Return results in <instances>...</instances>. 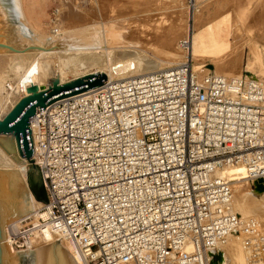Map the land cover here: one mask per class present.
<instances>
[{
	"label": "built area",
	"instance_id": "built-area-1",
	"mask_svg": "<svg viewBox=\"0 0 264 264\" xmlns=\"http://www.w3.org/2000/svg\"><path fill=\"white\" fill-rule=\"evenodd\" d=\"M178 46L176 65L107 79L30 117L49 203L7 226L10 249L54 236L72 240L85 264H209L230 234H258L215 173L240 167L264 182V81L207 64L201 73L189 29ZM262 255L264 236L249 256Z\"/></svg>",
	"mask_w": 264,
	"mask_h": 264
},
{
	"label": "bare ground",
	"instance_id": "bare-ground-1",
	"mask_svg": "<svg viewBox=\"0 0 264 264\" xmlns=\"http://www.w3.org/2000/svg\"><path fill=\"white\" fill-rule=\"evenodd\" d=\"M20 1L21 0H13L14 7L20 21L26 24L25 23L26 21L23 16V12L21 10ZM101 3L105 4L107 7L110 8H114L117 5L120 6L121 7L120 11L122 10L124 12V14L121 12L119 14L123 16L122 20L120 19L113 20V22L111 21L112 23L108 24V26L105 25L104 20L101 26L99 25V23L96 22L95 23L92 22L86 25H80L79 27L76 25L73 26L71 25L65 33L63 32L61 34H57L50 41H48L46 35L42 33H39L38 35H35L33 33V36L35 35L34 39L31 40L25 39L24 37H22V34L20 33L21 32L20 28L18 27L17 30H15L16 31L15 38L18 44L27 47H40L42 49L36 51L1 52L0 66L5 67V64L6 66H8L7 65L8 63L13 62L12 60H14L13 59L14 56H20V59H22L23 57L32 54H40L42 56L59 55V56H63L66 59V61H68L69 57L74 56L76 57L75 60H77V63L82 62V60L92 61L97 64L101 63L103 66L100 70L97 71L98 72L101 71L105 73L108 80H114V79L117 80V79L128 78L130 76L141 75V74H146V73L166 69L168 67L180 63L183 60L184 53L179 48L178 43L177 46L179 51L181 52V55L176 53L175 49H173V42L176 36L175 32H178L176 30L178 28L173 29L175 30V32L174 31L170 32L169 30L171 29V27L170 25H168L163 31H161L160 34L156 32L158 33V35L155 38L152 37L153 39L147 38L146 40H144V38L143 39L141 38L140 33L143 30V28L152 24H154V26H156L155 28H157V26L160 25V24L155 25V23H153V21L150 19L149 13L145 11V9H148V7L144 2L140 0H102ZM221 19H225V18H221ZM159 22L160 21H158L157 23ZM152 26L150 27L152 28ZM195 27L196 25L192 24L191 32H189V34H191L192 58L193 60L196 61L197 59H199L197 54L203 47L204 38L201 36L199 31ZM113 29H116L118 33L117 31L115 33ZM157 29L158 30L160 29L159 26ZM155 31L153 30L154 33ZM152 34L149 37H151ZM221 35H223V37ZM221 35L219 36L217 35L216 38L213 40V48L216 49L217 52H221L222 54L225 53L223 57L215 63V65L219 66L221 71L217 72L215 70V72L224 76H228V73L235 72V70L237 69V64L236 65L228 64L229 62L227 63L228 65L224 64L225 60L230 55V53L227 52L228 48L226 47L227 42H225V40L226 37L229 38L233 34L232 32H228L227 34L223 33ZM192 36H193V40H192ZM195 36L197 37L196 39ZM57 42L58 45H60L59 48H56L54 50H43L47 46L54 47L57 44ZM146 45L147 46L149 45V48L148 49L146 48L147 50H140V47L142 48V46H146ZM155 46L157 47L155 48ZM157 48L159 49L157 50ZM159 50L161 51V53H158ZM70 60H72V58ZM234 61L235 59L231 62ZM59 62L60 61L58 60V63ZM74 62L72 61V64ZM23 63H24L23 60H19V61L17 60V63L15 64V68L17 72L15 76L17 78L14 80V82L16 83L18 90L10 92L9 95L7 96L9 98V105L7 107L8 110L17 102L19 98L29 94V92L32 91L34 88L40 89L43 86L45 87L48 86L49 81L53 77H57V73H58V79L60 80L61 83L68 82L72 79L84 76V75H78V76H74L70 80H66L65 74H67L68 72L65 70L64 67L65 65L58 64L60 66L58 67V69H55L53 67L54 66L53 64L55 62L53 63L47 60L43 64L42 68L34 67L33 76L28 78L27 74L19 75V72L25 69ZM195 66L196 68L201 67L200 68L201 73L207 72V69H204V67L202 66L199 67L197 63L195 64ZM97 71L92 72L90 74L96 73ZM2 74L3 73L0 72V92L3 91L2 84L5 83V81L3 82L4 75ZM245 75L251 78L253 77L256 78L255 76H253L252 71H248ZM234 76H239V75H234ZM234 76H230V77H234ZM37 82H42V85L40 84L41 85L40 88H38L37 86L38 84L35 85ZM19 86H21V89H19ZM31 122L32 123L34 122L33 117H31ZM32 126L33 125H30L31 129ZM16 154H17V150H16ZM12 155H13L12 153L8 154L0 146V170H18L28 190L33 211L11 221L10 223H7L6 227H4L5 233L7 226L9 224L17 223L20 219L36 211L43 204V202L40 203V201L34 198V196L32 195V193L28 188L27 180L24 177V169L21 167V165H24L21 164L22 161L26 162V160L21 158L22 161L16 163L14 159L11 157ZM215 175L231 183L232 193H233L231 210L236 212L243 222L246 221L253 222V211H254L256 212L259 221L264 224V182L262 181V179L253 180V181L248 180L246 178L247 176L246 172L240 167H224L217 170ZM259 180H261V182ZM242 182H246V183L259 182L258 184L261 185L257 186L256 188H250L248 190H241L237 188L235 189V192H233V184L234 183L239 184ZM249 235L250 234L245 233L241 229L237 233H232L227 237L225 243L220 247L221 251H223V249L225 250L227 256L226 264H243V260H242V254L244 251L243 242L246 240V238ZM63 239H67V238L52 236L48 240L38 239L36 240L34 245L31 248H29V250H35L37 248H40L42 246L51 244L59 240L60 246L64 248L66 251H68V253L74 258L77 264H85L74 242L70 239H67L69 240V242H72V244L75 247L70 246L68 243H65ZM25 250L10 249L11 253L15 251H25ZM219 263H220L219 261L218 262L211 261L209 264H219ZM25 264H34V258L32 256H26ZM127 264H134V263L129 262Z\"/></svg>",
	"mask_w": 264,
	"mask_h": 264
},
{
	"label": "rangeland",
	"instance_id": "rangeland-1",
	"mask_svg": "<svg viewBox=\"0 0 264 264\" xmlns=\"http://www.w3.org/2000/svg\"><path fill=\"white\" fill-rule=\"evenodd\" d=\"M101 1L102 0H21V10L26 24L20 21L13 0H0V12L3 16L5 26L11 29L13 39L16 43L15 30H17L18 27L20 28L22 37L25 39H34L35 35L42 33L46 35L48 41H50L57 34L65 33L71 25L79 27L80 25L96 22L101 26L104 20L105 25L108 26L113 20H122L123 16L119 14L120 12L124 14V12L122 10L120 11V6L117 5L114 8H110L101 3ZM140 1L144 2L148 7L149 10L145 9V11L149 13L153 23H155V25L160 24L158 25L160 28L159 30L157 29L158 26L155 28L156 26H154V24H152L154 27L148 25L143 28L140 33L142 39L144 38V40H146L147 38L151 39L152 37H157L158 33L160 34L168 25L171 27L169 30L170 32H175L173 29L178 28L176 30L179 34L175 32L176 36L173 42V49H175L176 53L181 55L177 46L178 40L185 35L188 29L189 32H191L192 24L196 25L195 28L204 38V43L202 49L197 54L199 59L196 61L193 60L194 65L197 63L200 67L203 64H207L209 68L219 72L221 69L218 65H215V63L219 61L225 53L222 54L221 52H217V50L213 48V40L217 35L219 36L223 33L227 34L228 32H232L233 35L229 38L226 37L225 40V42H227V52L230 53V55L225 60L224 64H237V69L235 72L228 73V76L240 75L244 73L243 71H245V74L248 71H252L253 76L264 81V0H197L194 7H192L187 0ZM158 21L160 22L157 23ZM150 26H152V28ZM153 30L157 31L154 33ZM113 31L116 33L117 30L113 29ZM33 33L35 34L34 36ZM151 34L152 36L149 37ZM221 36L223 37V35ZM196 38L195 36V39ZM156 47L157 46H155V48ZM146 48L148 49L149 45L142 46V48L140 47V50H147ZM158 49L159 48H157V50ZM158 53H161V51L159 50ZM14 57V60H12L13 62L8 63V66H6V64L5 67L0 66V72L4 75L3 82L5 81V83H14V80L17 78L15 76V74H17L15 68L17 60H23V66L25 68L19 72V75L27 74L28 78L33 76L34 67L42 68L47 60L53 63L55 62L54 64L52 63L55 69H58L61 64L65 65V70L68 72L65 74L66 80H70L74 76L90 74L100 70L103 66L101 63L97 64L92 61L82 60V62L77 63V60H75L76 57L74 56L69 57L68 61H66L63 56L59 55L42 56L40 54H32L22 59H20V56ZM71 58L72 60H70ZM234 59L235 61L231 62ZM58 60L60 61L59 63ZM72 61L75 62L72 64ZM5 83L2 84L3 91L0 92V117L8 111L9 98L7 96L11 92L4 89ZM40 84L42 85V82H37L35 85L40 88ZM26 163L27 162L21 165V167L24 169V177L27 180V165L29 164ZM258 183L259 182L234 183L233 192H235L237 188L241 190L256 188L261 185ZM40 203H42V201H40ZM253 222L254 228L259 232L258 234H250L247 237L248 239L246 238L243 242V264H264V255L252 260L249 256L252 245L260 239V235L264 236V224L259 221L254 211ZM63 240L70 246L75 247L69 240ZM216 260L220 262L219 264L227 263V256L224 249L222 254L220 253L217 255L215 262Z\"/></svg>",
	"mask_w": 264,
	"mask_h": 264
},
{
	"label": "water",
	"instance_id": "water-1",
	"mask_svg": "<svg viewBox=\"0 0 264 264\" xmlns=\"http://www.w3.org/2000/svg\"><path fill=\"white\" fill-rule=\"evenodd\" d=\"M59 46L57 42L54 47L47 46L43 50H54ZM41 49L40 47H27L16 43L11 29L5 26L0 12V53ZM106 81V74L99 71L61 83L57 73V77H53L48 86H43L40 89L34 88L29 94L19 98L0 118V146L8 154H13L11 157L16 163L21 162L22 158L29 164L27 165V184L36 200L46 204L49 203L40 168L35 164V159L32 157L35 150L30 128V117L57 99L101 86ZM24 163L22 161L21 164ZM259 181L261 182V180ZM42 190L45 192V199H39L37 196ZM31 211H33V208L28 190L18 170H0V264H25L26 256H32L34 264H77L68 251L60 246L59 240L35 250L26 249L25 251L11 253L6 242L7 236L4 227L7 223Z\"/></svg>",
	"mask_w": 264,
	"mask_h": 264
},
{
	"label": "trees",
	"instance_id": "trees-1",
	"mask_svg": "<svg viewBox=\"0 0 264 264\" xmlns=\"http://www.w3.org/2000/svg\"><path fill=\"white\" fill-rule=\"evenodd\" d=\"M37 196H38L39 199H45L46 198L44 190H42V192L40 194H38Z\"/></svg>",
	"mask_w": 264,
	"mask_h": 264
},
{
	"label": "crops",
	"instance_id": "crops-1",
	"mask_svg": "<svg viewBox=\"0 0 264 264\" xmlns=\"http://www.w3.org/2000/svg\"><path fill=\"white\" fill-rule=\"evenodd\" d=\"M244 73H245V71H243ZM258 79H260V78H258Z\"/></svg>",
	"mask_w": 264,
	"mask_h": 264
}]
</instances>
